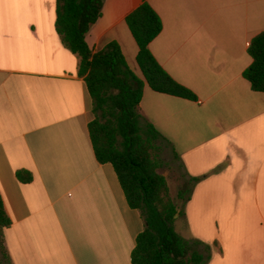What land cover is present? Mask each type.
<instances>
[{
	"label": "crops",
	"instance_id": "crops-1",
	"mask_svg": "<svg viewBox=\"0 0 264 264\" xmlns=\"http://www.w3.org/2000/svg\"><path fill=\"white\" fill-rule=\"evenodd\" d=\"M148 1L163 23L150 50L197 100L145 81L126 22L143 0H105L86 41L93 53L118 42L145 82L139 112L162 134L165 163L183 171L170 189L184 210L177 232L211 246L208 264H264V92L244 77L264 0ZM56 19V0H0V196L12 221L3 244L12 264H132L145 220L96 158L93 100Z\"/></svg>",
	"mask_w": 264,
	"mask_h": 264
},
{
	"label": "trees",
	"instance_id": "trees-1",
	"mask_svg": "<svg viewBox=\"0 0 264 264\" xmlns=\"http://www.w3.org/2000/svg\"><path fill=\"white\" fill-rule=\"evenodd\" d=\"M104 2L56 0V28L64 44L78 55L79 72L93 100L94 119L89 130L96 158L114 166L129 205L139 210L145 220V228L136 238L132 264H208L211 246L184 238L175 228V220L184 210L172 198L168 180L160 173L164 138L139 112L144 80L130 68L118 42L112 41L93 53L86 41L102 16ZM126 22L138 44L137 64L149 87L159 93L197 100L195 93L176 81L150 50L163 23L149 1L143 0ZM248 52L253 62L244 77L255 91L264 92V32L252 39ZM17 176L22 182L32 180L28 171H18ZM199 180L192 177L180 189L178 198L187 201ZM11 224L0 196L1 238L2 230ZM2 252L6 263L12 264L4 244ZM0 264L5 263L0 260Z\"/></svg>",
	"mask_w": 264,
	"mask_h": 264
},
{
	"label": "rangeland",
	"instance_id": "rangeland-1",
	"mask_svg": "<svg viewBox=\"0 0 264 264\" xmlns=\"http://www.w3.org/2000/svg\"><path fill=\"white\" fill-rule=\"evenodd\" d=\"M162 158L164 160V165L160 169V173L164 174L168 180L169 187L173 193V195H176L178 189L182 187L184 183L183 179V171L181 170L180 166L176 163L169 160L170 162L165 163L166 157L162 154ZM2 238H1V233H0V260L6 263V260L3 257V252H2Z\"/></svg>",
	"mask_w": 264,
	"mask_h": 264
}]
</instances>
